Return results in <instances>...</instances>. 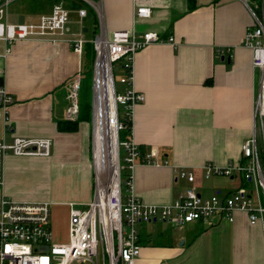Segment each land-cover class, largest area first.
I'll use <instances>...</instances> for the list:
<instances>
[{
  "label": "crops",
  "instance_id": "crops-1",
  "mask_svg": "<svg viewBox=\"0 0 264 264\" xmlns=\"http://www.w3.org/2000/svg\"><path fill=\"white\" fill-rule=\"evenodd\" d=\"M55 1L36 0L31 9L16 12L15 20L49 13ZM139 2L151 10L148 16H134L133 0H65L71 31L85 39L118 29L174 39L146 45L135 55L134 86L145 100L134 107L130 137L158 162L134 166L132 192L148 205L165 206L191 185L205 198L248 187L243 173L211 174L206 166L242 161L241 145L254 129L259 72L244 37L254 19H262L263 0ZM79 8L86 9L85 17ZM11 15L9 9V21ZM82 68V54L64 40H19L8 54L0 42V76L14 99L6 113L0 111V139L52 140L49 156L6 153L2 190L18 201L66 209L67 231L69 203L85 206L95 187L92 117L76 131L58 129L59 121L77 118L68 116V93ZM181 169L193 173L194 183L177 177ZM152 223L138 227L142 249L136 264H264V219L251 224L245 211L235 210L232 220L214 216L171 228ZM53 232L57 238L55 226Z\"/></svg>",
  "mask_w": 264,
  "mask_h": 264
},
{
  "label": "built area",
  "instance_id": "built-area-1",
  "mask_svg": "<svg viewBox=\"0 0 264 264\" xmlns=\"http://www.w3.org/2000/svg\"><path fill=\"white\" fill-rule=\"evenodd\" d=\"M15 0H0V42L4 54L11 51L19 40H64L81 56L89 40L94 49L92 74V125L95 126L96 99L101 92L103 103L101 120L117 134V183L108 190L99 186L97 173L94 178V196L82 208L70 203L67 238L58 240L53 232L51 203L48 201L25 202L15 200L3 190V156H49L50 138L16 136L11 142L0 139V264H136L141 253L138 227L150 222H166L182 226L198 219L222 216L233 219L235 210L245 211L251 224L264 219V169L259 154L264 152V15L254 19L255 25L247 29L244 45L252 50V66L259 72V89L255 103V126L251 135L241 145L242 161L224 167L207 165L211 174L233 176L243 173L244 179L255 182L256 192L248 187H238L226 196L213 194L202 197L195 185L188 186L170 205H148L132 192L131 172L138 162L157 163L153 152L143 154L130 134L120 138V132L132 126L134 107L145 100V95L134 86V59L138 50L156 42H172V36L162 38L156 31H145L137 36L129 29H118L108 35L99 31L90 39L71 31L70 9L65 0H56L49 13L36 19L10 22L8 10ZM86 1V0H85ZM135 3L134 16L145 17L150 9ZM264 2V0H263ZM264 10V5L262 6ZM80 18L86 16L85 8L77 10ZM121 61L120 89H117L113 64ZM99 80L101 86H99ZM81 73H77L68 93L67 113L76 118L79 110ZM108 92V95H107ZM110 96V97H109ZM13 96L0 87V111L6 113L13 103ZM99 105H97L98 108ZM101 107V105H100ZM103 117V119H102ZM262 141L263 145H260ZM124 149L123 162L119 154ZM244 159V160H243ZM121 170L130 175L126 179V195L120 185ZM208 172V173H209ZM177 177L194 183L191 171L181 169ZM260 188V189H259ZM252 189V188H249ZM262 190V191H261Z\"/></svg>",
  "mask_w": 264,
  "mask_h": 264
},
{
  "label": "rangeland",
  "instance_id": "rangeland-1",
  "mask_svg": "<svg viewBox=\"0 0 264 264\" xmlns=\"http://www.w3.org/2000/svg\"><path fill=\"white\" fill-rule=\"evenodd\" d=\"M36 0H15L13 2H11L9 9L11 10V20L10 22H16L15 20V16L14 14L16 12L22 11V10H29L31 9V7H34ZM113 72L115 75V83H116V87L117 89H120L121 84L119 83V76L121 75V61H118L116 63L113 64ZM257 87L259 89V73H257ZM103 119V117H102ZM102 123L104 122L103 120L101 121ZM94 132H95V126L93 127L92 125V132H91V137H90V152H91V161H92V166H93V170H94V178H95V174H96V170H95V136H94ZM260 145H263L262 141H260ZM119 154L121 157V164H124L123 162V157H124V149L123 147H120L119 149ZM259 161L262 164V167L264 169V152L260 155L259 154ZM126 172H128L127 170H121V174H120V185H121V192L123 197H125L126 195ZM248 191L255 193L256 192V187H255V182H249L248 183ZM252 188V189H249ZM260 189V188H259ZM262 191V190H261ZM94 196V194H93ZM264 197V196H263ZM74 204L75 207H80L82 208V206L77 205V203H72ZM70 206V203H69ZM65 212L66 209L63 208H59L57 209L55 207V204L52 205L51 208V220H52V225L53 227L55 226L56 231H57V238L59 239H64L66 237L67 234V228L64 225V216H65ZM69 220V219H68ZM150 227L152 228H156L155 225H162L163 227H169L171 228L170 224L166 223V222H154L152 224H149ZM173 229V228H172Z\"/></svg>",
  "mask_w": 264,
  "mask_h": 264
},
{
  "label": "bare ground",
  "instance_id": "bare-ground-1",
  "mask_svg": "<svg viewBox=\"0 0 264 264\" xmlns=\"http://www.w3.org/2000/svg\"><path fill=\"white\" fill-rule=\"evenodd\" d=\"M99 86H101L100 80ZM97 105H99L98 108ZM102 106L103 103L100 92L99 98L96 99L94 165L98 176L99 186L105 187V189L108 190L117 183V134L112 128L110 129L104 122H101L100 109ZM103 109L104 107L102 108V111Z\"/></svg>",
  "mask_w": 264,
  "mask_h": 264
},
{
  "label": "trees",
  "instance_id": "trees-1",
  "mask_svg": "<svg viewBox=\"0 0 264 264\" xmlns=\"http://www.w3.org/2000/svg\"><path fill=\"white\" fill-rule=\"evenodd\" d=\"M191 1V0H190ZM91 9V8H90ZM95 35V34H94ZM94 49L92 43L88 40L83 47L81 71V86L79 93V110L75 120H63L58 122V129L61 131H76L81 121H90L92 117V74ZM130 134V128L120 132V138H126ZM130 172H126V179Z\"/></svg>",
  "mask_w": 264,
  "mask_h": 264
},
{
  "label": "water",
  "instance_id": "water-1",
  "mask_svg": "<svg viewBox=\"0 0 264 264\" xmlns=\"http://www.w3.org/2000/svg\"><path fill=\"white\" fill-rule=\"evenodd\" d=\"M23 19H24V17H23L22 15H20L18 21H19V22H22ZM228 58H229V57H228ZM221 59H224V55L221 56ZM3 85H4V81H3L2 76H0V87H3Z\"/></svg>",
  "mask_w": 264,
  "mask_h": 264
}]
</instances>
